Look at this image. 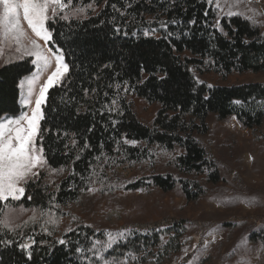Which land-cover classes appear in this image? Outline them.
<instances>
[{"label": "trees", "instance_id": "trees-1", "mask_svg": "<svg viewBox=\"0 0 264 264\" xmlns=\"http://www.w3.org/2000/svg\"><path fill=\"white\" fill-rule=\"evenodd\" d=\"M215 2L71 0L66 9H82L79 16L48 20V48L63 56L68 72L41 106L36 144L46 163L23 184L21 199L0 201V264L191 261L194 240L184 220L132 225L102 252L103 234L72 209L93 215L121 191L166 193L178 186L188 203L205 196L220 182L197 139L208 132L209 116L234 117L264 149V32L253 18L219 17ZM3 59L0 119L21 114L19 85L34 72L31 57L6 53ZM208 72L263 76L208 87L198 79ZM129 96L158 108L151 126L137 120ZM161 154L171 156V173H156ZM10 210L24 214L13 225L5 221ZM65 222L72 228L64 231ZM247 241L264 250V228ZM219 249L213 246L198 264H223L228 259Z\"/></svg>", "mask_w": 264, "mask_h": 264}, {"label": "rangeland", "instance_id": "rangeland-1", "mask_svg": "<svg viewBox=\"0 0 264 264\" xmlns=\"http://www.w3.org/2000/svg\"><path fill=\"white\" fill-rule=\"evenodd\" d=\"M215 6L219 17L239 15L253 18L259 22L264 32V0H216ZM230 12L232 15H229ZM61 13L63 16H79V11L76 9H66ZM21 27L25 35L20 38L19 45L15 39L10 36L4 37L0 32V68L6 64L3 59L6 53L31 57L34 60V56H28L24 51L25 48L30 47V40H36L38 44L44 46V41L32 34L26 22L21 21ZM18 46L20 51H17ZM46 47L49 49L48 45ZM56 55L51 51L47 68H44L42 63L39 67L33 63L34 72L19 85L21 114L16 117H4L0 122L18 119L23 114L31 115L29 111L35 107L40 88L46 83L48 76L55 71ZM50 66L53 68L49 70ZM262 76L232 74L224 77L218 73L208 72L198 79L208 87H230L253 83ZM29 81H32L31 94H29ZM36 84L39 87L34 88ZM128 100L137 120L147 127L151 126L158 108L133 96H129ZM26 101L28 103H25ZM206 123L208 132L198 136L197 139L206 155L215 162L220 174V182L208 186L206 195L196 202L188 203L176 186L173 191L166 193L156 189L148 193L115 192L103 201V204L97 206L93 215H82L78 210L72 209V212L81 218L83 225L103 234L105 241L97 244L102 252L108 251L128 236L129 230L126 228L132 225L173 218L186 221V234L194 240L190 248L193 257L188 264H198L216 245L220 248V255L228 259L223 264H264V250L259 245H251L247 241L250 232L264 228L262 141L254 142L251 133L242 128L234 117L217 120L214 116H209ZM259 135L264 136V126ZM155 160L157 174L171 173L169 167L171 156L161 154ZM42 166L34 171L38 172ZM33 177L29 176L27 181ZM23 215L21 212L10 210L5 216V221L13 225ZM231 226L233 229L228 228ZM71 228L68 222L64 223V231ZM106 264L132 263L127 261Z\"/></svg>", "mask_w": 264, "mask_h": 264}, {"label": "snow or ice", "instance_id": "snow-or-ice-1", "mask_svg": "<svg viewBox=\"0 0 264 264\" xmlns=\"http://www.w3.org/2000/svg\"><path fill=\"white\" fill-rule=\"evenodd\" d=\"M208 2L211 3L212 0ZM70 4L71 0H0V32L4 37L10 36L15 39L19 45L20 38L25 35L21 21L26 22L32 34L44 41V46L38 44L36 40H30V47L25 48V54L34 56L33 63L38 67L42 63L43 67L47 68L51 59V50L46 46L51 39V32L46 24L49 19L65 12ZM229 15L232 13L230 12ZM17 51H20L19 46ZM56 52L59 53V49ZM55 61V71L48 76L46 83L40 88L31 115L23 114L18 119L0 122V201H8L9 198L19 200L25 193V188L21 185L27 182L29 176L38 175L34 169L46 163L43 148L37 147L36 144L39 121L43 118L41 106L45 102L48 89L68 72V65L63 62L62 55L57 54ZM31 85L32 81H29V94H31Z\"/></svg>", "mask_w": 264, "mask_h": 264}, {"label": "bare ground", "instance_id": "bare-ground-1", "mask_svg": "<svg viewBox=\"0 0 264 264\" xmlns=\"http://www.w3.org/2000/svg\"><path fill=\"white\" fill-rule=\"evenodd\" d=\"M53 67H51L50 66V68H49V70L50 69H52ZM45 73H47V71H45ZM43 80H44V78H43ZM45 82V81H44ZM38 85H39V83H37ZM37 84H36V86H34V88H37V87H39V86H37ZM38 90V89H37ZM33 98V97H32ZM34 99H35V96H34ZM33 102V101H32ZM32 112V110L30 109V111H29V113H31Z\"/></svg>", "mask_w": 264, "mask_h": 264}]
</instances>
